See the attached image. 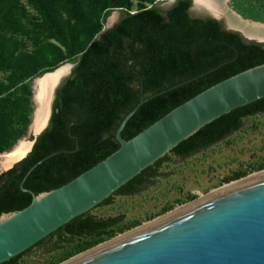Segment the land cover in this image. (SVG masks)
Here are the masks:
<instances>
[{
    "label": "water",
    "instance_id": "95a60500",
    "mask_svg": "<svg viewBox=\"0 0 264 264\" xmlns=\"http://www.w3.org/2000/svg\"><path fill=\"white\" fill-rule=\"evenodd\" d=\"M227 2L114 11L76 62L35 79L31 136L0 174V264L117 222L81 214L264 110V23ZM63 264H264V171Z\"/></svg>",
    "mask_w": 264,
    "mask_h": 264
},
{
    "label": "trees",
    "instance_id": "16d2710c",
    "mask_svg": "<svg viewBox=\"0 0 264 264\" xmlns=\"http://www.w3.org/2000/svg\"><path fill=\"white\" fill-rule=\"evenodd\" d=\"M27 1L34 10V14L20 0H0V72L9 73L6 80L0 79V152L8 149L26 133L32 113L30 80L33 77L52 71L68 60L76 62L97 39L101 32V23L109 10L117 9L128 17H134L137 13L157 5L154 3L156 0H136L137 9L131 12L132 0ZM231 2L234 9L244 18L264 23V0H231ZM145 3H150V5ZM42 33L52 38L56 44L41 41L39 36ZM20 36L26 37L32 43L34 46L32 51L21 50ZM262 112L264 110L237 119L243 122L244 118ZM233 132L224 135L203 149L223 140ZM169 154L175 155L171 152ZM169 154L165 160L160 162L159 168L164 161L168 160ZM159 168L155 179L149 177L151 185L160 175ZM142 190L127 193V195L136 194ZM168 209L166 208L165 211ZM81 216L88 222L121 218L109 226L89 233L59 237L57 242L44 250L51 252L60 249L63 244L71 243L75 239L86 238L91 241L103 235L111 236L117 229L123 231L137 224L118 227L122 216L99 217L92 214L91 210ZM90 241L83 244L80 250L94 244ZM31 250L21 254L18 257V263L23 264L21 257Z\"/></svg>",
    "mask_w": 264,
    "mask_h": 264
},
{
    "label": "rangeland",
    "instance_id": "374dc122",
    "mask_svg": "<svg viewBox=\"0 0 264 264\" xmlns=\"http://www.w3.org/2000/svg\"><path fill=\"white\" fill-rule=\"evenodd\" d=\"M20 1L34 14V10L28 5L27 0ZM164 1L166 0H156L154 3L160 4ZM145 4L150 5V3ZM227 5L231 10L240 15L234 9L231 0H228ZM136 9L137 1L132 0L130 11L133 12ZM114 11L118 10H109L106 17L111 16ZM240 16L243 19L252 20L244 18L242 15ZM104 28L105 23L103 21L101 23V31ZM39 38L41 41L56 44V42L45 33H42ZM19 41L21 43V50L28 52L33 50L34 46L26 37L20 36ZM69 62H74V60L63 62L54 69ZM8 75V72H0V79L6 80ZM41 75L35 76L30 80L32 113L26 133L8 149L0 152V172L11 165H4L6 156L9 155L7 153H10L20 143L28 140L31 136L35 109L37 107L34 100V84L36 83L35 79ZM245 121L248 122L246 126L180 162L175 160V155L169 154L168 160L161 164L159 168L160 175L156 178L154 184L136 194L114 195L109 203L91 210L92 214L99 217L122 216V221L118 227L129 226L133 223H137L136 225L125 228L123 231H119V229L116 228V232L111 236L103 235L100 238L93 239L91 241L94 242V244L84 250H80V247L90 241L86 238L75 239V241L65 243L60 249L51 252H46L43 247H36L28 254L22 256L21 262L23 264L66 263L83 253L107 244L122 235L234 182L255 173L263 172L264 112L248 116L244 118L243 122ZM166 208L169 209L165 211Z\"/></svg>",
    "mask_w": 264,
    "mask_h": 264
},
{
    "label": "bare ground",
    "instance_id": "6f19581e",
    "mask_svg": "<svg viewBox=\"0 0 264 264\" xmlns=\"http://www.w3.org/2000/svg\"><path fill=\"white\" fill-rule=\"evenodd\" d=\"M14 150V149H13ZM12 150V151H13ZM12 151L10 152V153H7V154H9L8 156H6V162L4 163V165H10L11 163H10V156H11V153H12ZM6 154V153H5ZM5 161V160H4ZM258 173H260V172H258ZM256 174V173H255ZM123 236V235H122ZM119 238V237H118Z\"/></svg>",
    "mask_w": 264,
    "mask_h": 264
}]
</instances>
